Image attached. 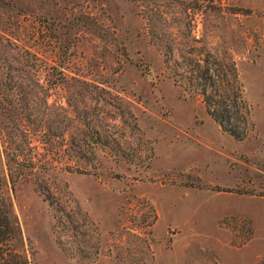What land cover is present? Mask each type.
Masks as SVG:
<instances>
[{
  "label": "rangeland",
  "instance_id": "1",
  "mask_svg": "<svg viewBox=\"0 0 264 264\" xmlns=\"http://www.w3.org/2000/svg\"><path fill=\"white\" fill-rule=\"evenodd\" d=\"M171 50L233 58L243 138ZM0 82L26 264H264V0H0Z\"/></svg>",
  "mask_w": 264,
  "mask_h": 264
},
{
  "label": "trees",
  "instance_id": "2",
  "mask_svg": "<svg viewBox=\"0 0 264 264\" xmlns=\"http://www.w3.org/2000/svg\"><path fill=\"white\" fill-rule=\"evenodd\" d=\"M165 60L168 63L174 61V66L170 67L174 82L184 90L200 95L205 110L224 131L236 138H243L252 128L250 104L244 98L242 82L230 55L221 56L206 51L204 55L180 54L179 59L173 57L171 50ZM9 102L0 82V107L6 108ZM1 188L0 175V264H26L15 246L17 228L10 204ZM45 198L53 204L49 193L45 194Z\"/></svg>",
  "mask_w": 264,
  "mask_h": 264
}]
</instances>
